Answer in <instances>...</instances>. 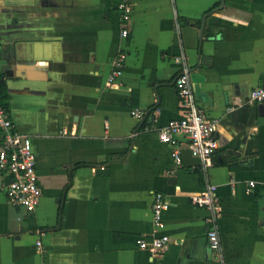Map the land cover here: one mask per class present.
<instances>
[{"label": "crops", "instance_id": "crops-1", "mask_svg": "<svg viewBox=\"0 0 264 264\" xmlns=\"http://www.w3.org/2000/svg\"><path fill=\"white\" fill-rule=\"evenodd\" d=\"M117 2L0 0L1 102L30 135L42 190L27 212L0 185V264H264V99L245 103L264 89V0H134L127 21ZM118 51L126 58L112 87ZM184 65L216 120L206 169L182 141L176 166L157 135L180 116ZM208 184L220 253L206 238L210 210L190 202ZM157 191L170 202L159 231ZM156 232L169 235L166 252L136 247Z\"/></svg>", "mask_w": 264, "mask_h": 264}, {"label": "built area", "instance_id": "built-area-1", "mask_svg": "<svg viewBox=\"0 0 264 264\" xmlns=\"http://www.w3.org/2000/svg\"><path fill=\"white\" fill-rule=\"evenodd\" d=\"M116 7L122 21L130 18L134 0H118ZM121 35L126 36L127 30L122 29ZM126 58V53L118 51L112 59V68L107 78V85L117 87ZM174 86L179 101L180 116L171 119L158 130L160 142L171 146V157L176 166L181 165L180 142H184L190 154L198 159L206 169L212 165V157L219 149L215 136L216 120L210 118L199 106L190 80L189 68L184 65L175 77ZM2 82L0 80V185L7 202L14 208L33 212L38 206L42 190L37 172V157L32 149L30 135L18 131L11 119L8 107L1 102ZM264 99V89L255 88L250 92L247 105H252ZM131 114L142 117V111L134 109ZM61 134L67 131L61 130ZM256 186L255 181H249L246 191L250 192ZM190 202L197 207H206L210 215L206 238L209 248L220 253L221 242L217 229L219 200L215 195V186L208 184L205 189L190 197ZM170 206L165 194L154 192L151 200L152 223L156 231L163 225V213ZM36 247L41 248V241H36ZM170 237L166 233L156 232L149 238H139L136 247L144 249L151 256H158L168 250Z\"/></svg>", "mask_w": 264, "mask_h": 264}, {"label": "trees", "instance_id": "trees-1", "mask_svg": "<svg viewBox=\"0 0 264 264\" xmlns=\"http://www.w3.org/2000/svg\"><path fill=\"white\" fill-rule=\"evenodd\" d=\"M215 5H217V3L215 4ZM214 5V6H215ZM209 11H211V9L209 10ZM2 82V81H1ZM4 84H3V82H2V97H3V100L5 99V97H6V95H5V90H4V86H3ZM3 103V102H2Z\"/></svg>", "mask_w": 264, "mask_h": 264}]
</instances>
